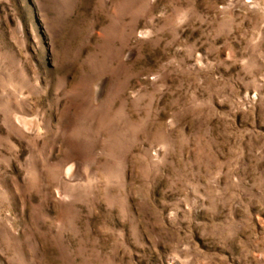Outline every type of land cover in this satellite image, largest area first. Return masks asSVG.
<instances>
[{"label":"rangeland","instance_id":"rangeland-1","mask_svg":"<svg viewBox=\"0 0 264 264\" xmlns=\"http://www.w3.org/2000/svg\"><path fill=\"white\" fill-rule=\"evenodd\" d=\"M0 264H264V0H0Z\"/></svg>","mask_w":264,"mask_h":264}]
</instances>
